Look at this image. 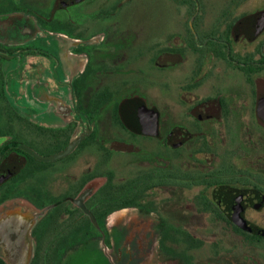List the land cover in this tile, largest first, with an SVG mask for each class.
<instances>
[{"label":"flooded vegetation","instance_id":"1","mask_svg":"<svg viewBox=\"0 0 264 264\" xmlns=\"http://www.w3.org/2000/svg\"><path fill=\"white\" fill-rule=\"evenodd\" d=\"M189 210L264 245V0H0V264H193Z\"/></svg>","mask_w":264,"mask_h":264},{"label":"rangeland","instance_id":"2","mask_svg":"<svg viewBox=\"0 0 264 264\" xmlns=\"http://www.w3.org/2000/svg\"><path fill=\"white\" fill-rule=\"evenodd\" d=\"M127 11L135 19L143 21L146 18L147 22L152 26L155 22L160 21V17L157 16L159 13H156L154 9H147L145 11L144 6L140 3H131L127 6ZM146 19L144 22H146ZM103 46H106V42L103 43ZM104 49L107 50V47ZM130 67L129 71H133V73L130 75L129 80L133 85L139 83L143 87L149 83L148 77H150L151 71L154 72L151 64L149 65L145 61H135L130 64ZM136 70H139V72H136ZM10 82L13 86V81L10 80ZM157 87H159V84ZM55 164H58V162ZM186 211L187 209L183 208V212ZM189 213L193 214L190 210L184 214L187 216ZM181 220L180 225L187 228L203 242L201 247L187 253V262L193 264H264V245L261 248H241L237 240L226 238L225 230L219 224L212 223L194 214L184 217ZM71 261L77 264H105V260L100 254L94 253L93 251L77 253L72 256ZM181 261L184 262L183 259Z\"/></svg>","mask_w":264,"mask_h":264},{"label":"water","instance_id":"3","mask_svg":"<svg viewBox=\"0 0 264 264\" xmlns=\"http://www.w3.org/2000/svg\"><path fill=\"white\" fill-rule=\"evenodd\" d=\"M237 224L247 231H250V232L256 233V234L264 235V229L257 228L256 226L245 221L244 219H240V221H237ZM135 225H137V224H135ZM136 230H137L136 233H141V234L143 233V229H141V226L139 228H137ZM138 237H139V235L136 234L135 238H138Z\"/></svg>","mask_w":264,"mask_h":264}]
</instances>
